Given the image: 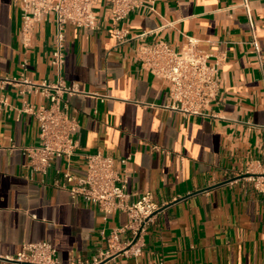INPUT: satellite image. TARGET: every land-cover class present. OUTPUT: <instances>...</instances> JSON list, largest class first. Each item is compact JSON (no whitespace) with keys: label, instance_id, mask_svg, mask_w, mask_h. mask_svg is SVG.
<instances>
[{"label":"crops","instance_id":"obj_1","mask_svg":"<svg viewBox=\"0 0 264 264\" xmlns=\"http://www.w3.org/2000/svg\"><path fill=\"white\" fill-rule=\"evenodd\" d=\"M247 1L248 8L244 0H154V10L141 7L115 22L113 6L97 0L94 29L68 23L64 78L81 92L65 99L79 122L78 149L46 174L31 178L26 167L23 147L39 143L40 127L22 108L48 99L13 85L0 90L8 100L0 104V264L38 241L56 247L59 264L76 257L93 264L108 249L127 214L105 215L74 199L57 172L84 177L85 155L96 151L125 170L131 201L149 191L163 207L138 259L115 254L100 264H264V0ZM21 26L13 0H0V75L55 81L53 18L35 25L28 47ZM117 28L128 33L119 38ZM188 37L199 40L209 64L219 63L208 116L175 110L170 83L138 57L143 45L181 49ZM129 237L119 233L121 246Z\"/></svg>","mask_w":264,"mask_h":264},{"label":"built area","instance_id":"obj_2","mask_svg":"<svg viewBox=\"0 0 264 264\" xmlns=\"http://www.w3.org/2000/svg\"><path fill=\"white\" fill-rule=\"evenodd\" d=\"M97 0H13L19 8L22 19L21 40L26 47L30 45L32 33L37 23L52 17L55 25L54 49L51 65L57 79L55 81H34L24 73L17 77L0 75V90L7 85L19 88L22 95L41 94L48 99V105L36 106L24 101L23 111L33 114L39 121V143L24 146L23 152L28 161L26 167L30 177L36 173L46 174L57 158L65 157L70 161L76 155L78 142L75 132L79 127L76 117L68 110L66 95L81 92L78 85L67 84L64 78L66 63L65 26L71 23L79 28L96 27L95 3ZM113 6L114 21L121 22L134 10L144 7L154 10V0H106ZM248 8V1L244 0ZM128 30L117 28L116 35L123 38ZM256 51L260 50L258 40H253ZM199 40L188 37L181 49H175L167 42L143 45L138 57L143 68L170 83L172 107L187 115L208 116V108L216 99L219 82L218 65L209 64V56L199 48ZM0 104L8 105L7 97L0 95ZM87 171L84 177L74 175L68 168L57 171L64 179L62 187L74 199L93 205L105 215L124 212L129 221L122 227L110 232L109 247L93 261L100 264L110 256L123 254L139 258L145 245L144 237L149 225L161 212L151 192L142 193L136 200H130L127 191V174L118 171L115 158L96 151L85 155ZM131 155L120 159L127 165ZM264 176V175H263ZM264 178V177H263ZM264 187V179L259 181ZM129 232L130 237L121 246L119 233ZM57 249L49 241L24 243L15 255L8 256L7 264H59ZM72 264H87L76 257ZM140 264V263H138Z\"/></svg>","mask_w":264,"mask_h":264}]
</instances>
